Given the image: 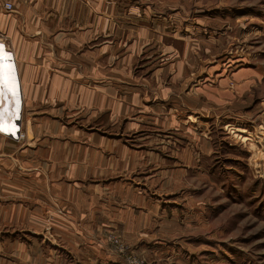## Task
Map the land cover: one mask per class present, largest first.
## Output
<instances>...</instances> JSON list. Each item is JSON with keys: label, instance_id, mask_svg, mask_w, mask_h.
I'll use <instances>...</instances> for the list:
<instances>
[{"label": "rangeland", "instance_id": "obj_1", "mask_svg": "<svg viewBox=\"0 0 264 264\" xmlns=\"http://www.w3.org/2000/svg\"><path fill=\"white\" fill-rule=\"evenodd\" d=\"M95 16L97 25H110L97 26V36L113 45L121 36L131 52L120 95L128 119L147 124L128 142L168 154L190 150L188 187L161 194L176 203L163 204L167 217L157 218L165 221L151 222L138 241L103 237L117 262L0 221V264H264V0H96ZM5 93L17 118L23 97L17 91L14 104L15 92ZM111 236L122 240V251Z\"/></svg>", "mask_w": 264, "mask_h": 264}, {"label": "crops", "instance_id": "obj_2", "mask_svg": "<svg viewBox=\"0 0 264 264\" xmlns=\"http://www.w3.org/2000/svg\"><path fill=\"white\" fill-rule=\"evenodd\" d=\"M95 15L96 0H0V91L22 93L27 134L19 143L0 136V221L117 262L103 237L114 232L136 242L151 222L165 221L157 218L167 214L163 204L176 202L161 194L188 187L193 156L128 142L147 124L128 119L120 95L131 52L121 36L117 45L97 36V26L110 25H97ZM0 111L1 119L9 115ZM117 126L121 132L112 133Z\"/></svg>", "mask_w": 264, "mask_h": 264}, {"label": "bare ground", "instance_id": "obj_3", "mask_svg": "<svg viewBox=\"0 0 264 264\" xmlns=\"http://www.w3.org/2000/svg\"><path fill=\"white\" fill-rule=\"evenodd\" d=\"M0 42H2V44H4V41H0ZM5 45V44H4ZM7 50V49H6ZM7 51H9V50H7ZM0 62L2 63V61L0 60ZM0 63V64H1ZM0 73H1V68H0ZM3 77V76H2ZM6 91H0V106H1V109H3V111L5 112V110L6 109H8L9 107H8V101H5V97H2V95H3V93H5ZM6 94V93H5ZM20 96H21V98H22V93H20ZM18 99H19V93H17V92H15L14 93V96H12V98H11V100H12V102L14 103V104H17L18 103ZM19 101H20V99H19ZM21 111H20V109H19V106H17V114H16V116H17V118H13L15 115L13 114L12 116L13 117H11L10 116V114L9 115H6V118L5 119H1V121H5L7 124H8V126L9 127H11V128H13V130H10V128H9V133L10 134H12L13 132H16L17 131V123L19 122V120H21V113H20ZM0 113H1V111H0ZM9 113V112H8ZM14 113V112H13ZM0 117H3V116H0ZM11 118V119H10ZM16 119H18V120H16ZM0 123H2V122H0ZM5 124V123H4ZM1 129V128H0Z\"/></svg>", "mask_w": 264, "mask_h": 264}, {"label": "built area", "instance_id": "obj_4", "mask_svg": "<svg viewBox=\"0 0 264 264\" xmlns=\"http://www.w3.org/2000/svg\"><path fill=\"white\" fill-rule=\"evenodd\" d=\"M4 7L7 11H12L14 8L13 3L8 2V1L4 3ZM20 122H21V120H19V122L17 123V131L16 132H13L12 134H10L6 131L3 132L0 129V133H2L7 138H10L11 140L20 141L24 136L26 137V133H24L22 131V127H21ZM3 123H6V122L3 121ZM111 241L117 248L120 249V251H122L125 248L123 243H122V240L120 238H118L117 236H111Z\"/></svg>", "mask_w": 264, "mask_h": 264}]
</instances>
